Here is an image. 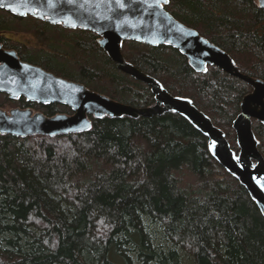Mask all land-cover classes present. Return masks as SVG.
I'll use <instances>...</instances> for the list:
<instances>
[{"label":"trees","instance_id":"1","mask_svg":"<svg viewBox=\"0 0 264 264\" xmlns=\"http://www.w3.org/2000/svg\"><path fill=\"white\" fill-rule=\"evenodd\" d=\"M164 8L264 82L257 0H169ZM95 38H66L76 69L50 52H29L28 62L135 108L153 106L150 88L119 71ZM121 52L169 94L191 100L238 153L233 122L250 85L216 66L196 72L168 46L124 41ZM4 102L11 103L3 95ZM17 103L46 116L70 113ZM90 119L91 129L76 134L0 135V264H133L124 246L140 264H186L182 254L190 264H264V217L186 119L173 112ZM251 125L264 158V124ZM147 221L161 226L164 244H155Z\"/></svg>","mask_w":264,"mask_h":264},{"label":"water","instance_id":"2","mask_svg":"<svg viewBox=\"0 0 264 264\" xmlns=\"http://www.w3.org/2000/svg\"><path fill=\"white\" fill-rule=\"evenodd\" d=\"M120 8L116 0H0V9L14 16L60 24L65 29L90 31L98 36L97 44L115 63L116 68L136 81L147 85L155 103L146 108L113 100L86 88L83 84L64 79L39 66L23 62L13 50L0 44V94L11 101L25 99L42 106L57 104L71 113L46 116L30 108H0V135L16 138L30 136L55 137L86 132L93 119L152 117L173 112L186 119L208 139L211 157L248 192L264 217V159L259 154L252 132V119L264 124V82L242 74L233 59L222 49L169 14L163 0H123ZM7 5L15 7L13 12ZM264 8V0H258ZM75 25V26H73ZM124 41L147 46H168L187 58L196 72L205 73L208 66H216L230 76L251 86L240 103V113L233 122L238 153L231 149L224 133L215 127L191 100L169 94L153 77L127 62L121 52Z\"/></svg>","mask_w":264,"mask_h":264},{"label":"rangeland","instance_id":"3","mask_svg":"<svg viewBox=\"0 0 264 264\" xmlns=\"http://www.w3.org/2000/svg\"><path fill=\"white\" fill-rule=\"evenodd\" d=\"M6 13V12H5ZM0 20L5 22L4 28L7 29L11 38L18 39L20 42L27 45L28 52H34L38 55H49L51 53V57L57 60L59 64H65L70 68H78L77 63V54L74 53L73 49L68 46L66 43L67 39L70 36L71 32H67L66 30H57L54 28H45L42 33H39L37 30L40 26L39 23L30 19L29 17L22 19L20 21L11 20L7 14L0 12ZM2 32V30H0ZM29 54V53H28ZM31 54H29L30 56ZM6 96V95H4ZM3 94H0V102H2ZM11 103H2L0 108L4 110H10L13 108H18L19 104L17 101H11ZM64 107V106H62ZM187 181L191 180V177L186 176ZM193 179V178H192ZM148 225V229L152 232L153 239L156 243H165L164 237L162 235L161 226L158 223H146ZM163 243V244H164ZM127 249L123 252L130 257L133 264H140L135 257V253L133 250L127 246H124ZM184 261L186 264H190V259L182 254Z\"/></svg>","mask_w":264,"mask_h":264},{"label":"flooded vegetation","instance_id":"4","mask_svg":"<svg viewBox=\"0 0 264 264\" xmlns=\"http://www.w3.org/2000/svg\"><path fill=\"white\" fill-rule=\"evenodd\" d=\"M0 12L4 13V14H7L8 17H10L11 20H14V21H20L22 19H25V18H21V17H18V16H14L12 14H10L9 12L5 11V10H1L0 9ZM6 12V13H5ZM30 19L32 17H29ZM33 20H35L36 22L39 23V28L37 30H39L38 32L39 33H42V31L45 30V28H54V29H57V30H66L67 32H76V33H79V34H86V35H89V34H92L94 36H96L94 33L90 32V31H84V30H79V29H63V27L60 25V24H57V25H50L49 23L45 22V21H41L39 19H35V18H32ZM4 24L5 22L2 21V27L0 28V30H2V32H0V44L2 45V47L5 49V50H13L16 52L17 56L19 57V59L23 62H28L30 56H29V52L27 50V45L20 42L18 39H14V38H11V36H9L10 34L8 33L7 29L4 28ZM97 39L98 37L96 36L95 38V41L97 43ZM34 65V64H33ZM36 65V64H35ZM36 66H39V65H36ZM41 67V66H39ZM42 68V67H41ZM43 69V68H42Z\"/></svg>","mask_w":264,"mask_h":264},{"label":"snow or ice","instance_id":"5","mask_svg":"<svg viewBox=\"0 0 264 264\" xmlns=\"http://www.w3.org/2000/svg\"><path fill=\"white\" fill-rule=\"evenodd\" d=\"M73 2H74V0H68V3H73ZM168 2H169V0H163L164 4H167ZM116 3L118 4V6L120 8H124L125 7V4H124L123 0H116ZM154 6L155 7H160L162 5H160L159 4V0H157V3L155 5H149V7H154ZM7 7H9L11 9V11H13V12L17 11V9L15 7H12L11 5H7ZM73 26H75V25H73Z\"/></svg>","mask_w":264,"mask_h":264},{"label":"bare ground","instance_id":"6","mask_svg":"<svg viewBox=\"0 0 264 264\" xmlns=\"http://www.w3.org/2000/svg\"><path fill=\"white\" fill-rule=\"evenodd\" d=\"M260 154V153H259ZM261 155V154H260ZM262 156V155H261ZM264 159V158H263Z\"/></svg>","mask_w":264,"mask_h":264}]
</instances>
